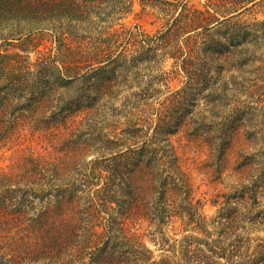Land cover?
I'll return each instance as SVG.
<instances>
[{
    "label": "trees",
    "instance_id": "1",
    "mask_svg": "<svg viewBox=\"0 0 264 264\" xmlns=\"http://www.w3.org/2000/svg\"><path fill=\"white\" fill-rule=\"evenodd\" d=\"M256 1L204 0L197 6L190 0H140L165 20L151 34L119 22L134 11L136 0H0V40L19 42L24 50L35 42V31H46L56 44V63L35 70L21 62V54L14 59L0 52L2 134L16 130L26 117L25 102H38L46 77L56 71L64 84H86L65 102L74 104L71 113L83 112L98 125L111 122L106 107L116 99L106 95L111 80L101 73L115 74L118 66L138 76L143 66L173 58L186 78L158 107L151 101L161 95L151 91L127 96L124 127L93 129L89 144L71 146L78 152L92 147L91 159L29 154L8 170L0 168V264H264V241L253 250L255 238L239 205L258 201L255 168L264 172V152L252 153L249 137L248 145L233 143L241 131L249 135L240 96L250 89L246 73L256 57L253 47L261 42L252 29L264 21L253 26L241 17ZM64 20L75 26L57 30ZM85 24V33L76 29ZM93 24L102 26L92 30ZM38 72L46 77L40 80ZM261 88L249 91L250 97L259 96ZM194 90L204 104L197 114L190 111ZM66 105L54 108L51 118L59 114L66 120ZM180 106L186 110L184 126L170 123ZM182 131L202 138L219 179L236 152L235 180L224 182L228 192L222 195L227 211L217 221L209 222L203 203L193 197L172 142ZM179 221L196 235L185 237L180 251L171 245L172 258H156L130 230L132 222L155 226L165 247L171 240L166 227Z\"/></svg>",
    "mask_w": 264,
    "mask_h": 264
},
{
    "label": "rangeland",
    "instance_id": "2",
    "mask_svg": "<svg viewBox=\"0 0 264 264\" xmlns=\"http://www.w3.org/2000/svg\"><path fill=\"white\" fill-rule=\"evenodd\" d=\"M190 1L192 4L200 6L204 0ZM241 18L246 23L253 24V26L256 23L263 22L264 0H257L251 4ZM119 22L127 26H135L138 24L147 32L155 34L163 28L165 20L156 9L151 6H144L140 3V0H136L134 11L125 15ZM70 24L67 20H64L58 22L55 28L57 30H68L69 27L75 26V23L73 25ZM101 26V24H93L92 30H100ZM84 28H87L86 24L81 27H76L77 30L85 33L86 31H83ZM221 28L219 26L216 27L214 32H217ZM252 32L259 33L261 42L253 47L256 57L250 64L246 78L249 82V91L251 94L257 88H262L260 89V95L255 98L250 97L249 91L247 96L244 94L241 95L242 97L240 96L244 106L242 111L243 120L246 121L245 124L249 130V135L241 131L235 136L233 143H236L238 146V143L248 145L252 142V146H254L252 153L259 155L260 151L263 150L264 152V26L253 28ZM33 36H35V42L28 49L25 47L24 50L19 48V42L0 40V52L2 54H10L13 57L16 54H21V62L26 66H30L32 70H35L43 63L55 64L56 59L54 54L56 52V44L51 42L52 40L48 36V32L35 31ZM179 66L180 64L175 59L169 58L165 61L161 59L160 63L154 62L148 66H143L140 68L141 74L138 76L131 72L123 71L118 66H115V74L111 72L101 73V77H104L106 81L107 79L111 80V83L108 81L110 87L106 95L116 99L111 101L106 107L111 122L109 121L107 123L103 121L99 125L94 123L91 118L89 119L84 116L83 112L71 113L72 110L69 108L74 105H72L71 101H69V105H66L65 100L76 97L74 92L77 89L81 86L85 88L86 84H82L83 81L76 82L77 84L75 85L64 84L56 79L59 78L57 71L47 77L39 72V75L36 73L40 80L45 77L50 78V80L48 83L45 82V86L39 92L40 103L32 98L25 102V106L27 107L24 111L26 117L23 118L16 130L9 134H2L0 130V168L8 170L13 163L18 162L23 156L29 154L46 156L47 158H64L67 160L84 156L89 159L93 158L92 147L91 152H88L87 147H85V150L78 152L73 151L71 146L77 143L89 144L93 129L108 132L115 128L124 127L126 111L129 109L124 103L127 96L139 90L151 91L155 93L154 95H161L158 100L151 101L152 104L158 107L160 98L164 99L169 94L181 90L185 86L186 78L184 73L181 72V66ZM60 68L63 72H66L64 67L61 66ZM154 79L158 81L153 82L152 80ZM167 86L170 87L169 90ZM193 94L191 97L192 102L194 101L196 104L190 107V111L193 114L195 112L197 114L202 112L204 104L197 95V90H194ZM62 104L66 105L67 110L69 109L68 111L64 110L65 113L63 115L68 118L62 120L59 114L55 118H51V112L54 108L60 109ZM185 112L186 110L184 111V108L180 106L178 115L170 123L184 126L186 120ZM248 137L251 138V142L247 140ZM201 140V137L192 138L183 131L172 136V142L176 148L181 164L191 180L193 197L196 201L200 200L203 203V213L207 217V220L212 222L213 220L217 221L227 211L226 207H224V205L226 206L225 198L222 195L228 192L224 182L228 183L229 180H235V175L231 167L235 161L236 152H231L227 165H224L222 179H219L216 173V162L214 159L209 158V150L205 143L202 142L203 140ZM260 162L264 165L263 158ZM255 173L259 175L261 180L256 190L258 201L250 199L248 203L239 204L240 206H244L242 211L247 214L250 236L255 238L253 250L257 243L264 241V172L255 168ZM181 223L179 221L175 226L166 227L168 237L171 240L170 244L165 247L162 246L163 239L160 233L157 232L155 226H149L146 222H132L130 224V230L144 239L148 247L154 251L156 258H172L174 257V250L171 245L176 246L180 251L185 237L196 235L191 230L185 231ZM211 230H216V228L211 225ZM200 237L204 238L202 234ZM179 254L180 252H178Z\"/></svg>",
    "mask_w": 264,
    "mask_h": 264
}]
</instances>
